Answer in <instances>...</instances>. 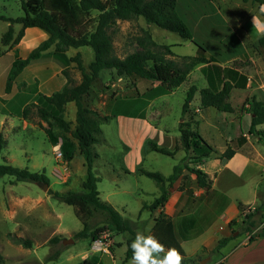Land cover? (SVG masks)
I'll return each mask as SVG.
<instances>
[{
	"label": "rangeland",
	"instance_id": "rangeland-1",
	"mask_svg": "<svg viewBox=\"0 0 264 264\" xmlns=\"http://www.w3.org/2000/svg\"><path fill=\"white\" fill-rule=\"evenodd\" d=\"M176 11L188 26L192 39L223 65V78H228L234 83L229 98L234 112L218 111L211 106L195 110L199 108L200 103L199 89L208 83L199 65L190 71L187 79L179 86L165 92L161 86H157V81L138 80L132 83L124 76H117L113 69H102L93 81L88 95L83 98L88 107L109 116L101 123L100 131L95 134L98 142L93 145L98 153L93 161V171L98 177L99 197L110 203L133 224L135 234L138 230L145 234L149 232L153 234L152 226L154 218L158 216V209L151 212L148 208L142 209V206L144 203L152 202L159 188L153 178L143 173L124 172L123 167L126 163L124 154L128 150V145L120 136V123L115 116L125 114L145 117L160 131L152 133L142 128L140 131L147 136L146 139L172 148L173 139L179 137L178 126L182 118V105L191 84H195L198 90L193 94L189 111L183 118L193 123L198 121L194 127L214 150L201 167L208 174L213 189L221 195L226 194L227 197L222 195L226 198L225 204L228 197L235 205L242 199H250L257 203L264 197V136L259 138L257 135L248 134L250 116L243 108L245 99L252 94L264 100V44L258 43V38L264 33V4L242 0H177ZM0 14L11 18L21 16L23 14L21 1L0 0ZM97 15V10L77 11L71 21L69 20L68 28L75 35L88 33L94 29ZM9 23L0 19V129L5 138V145L0 152V163L27 167L30 171H44L49 181L48 188L42 190L35 182L12 181L13 177L8 175L0 177V253L7 264H131V259L124 261L125 240L128 237L126 232L115 234L107 230L96 240V244L113 247V260L105 253L94 252L90 248V242L93 241L87 238L62 243V239L73 238V233L81 228V222L72 205L53 197L48 191L56 190L60 193L68 190L82 191L86 169L77 142L69 133H61V136L68 137L66 144H63L62 137L58 138L62 142L59 148L60 156L54 149L58 142L52 144L48 140L46 133L48 130L54 133L59 131L37 114L36 103H40L41 92L37 91L38 82L35 77L44 80L53 74L51 86L44 84L41 88L43 93L48 94L59 88L63 79L78 83L81 72L76 61L71 58L79 53L82 64L87 69L93 59L92 48L69 47L63 53L54 51L51 45L23 68L6 92L5 83L13 61L17 57H25L48 36L47 32L38 27H27L19 44L3 45L1 37ZM12 26L15 35L20 24L13 23ZM142 29H148L158 44L172 45V54L165 57L178 64L184 62L183 56H193L196 52V45L191 40L155 24H147L143 17L139 16L134 19H117L108 29L112 35L115 54L123 57L139 49L136 38L141 35ZM236 58L247 60L238 71H234L231 66V61ZM240 76L246 77L244 88L237 86L236 82ZM217 80L215 78L214 82ZM126 90L132 93L129 97H134L133 101L132 98L124 97ZM103 101L107 104L104 105ZM24 108L27 110L26 117L22 115ZM75 111L74 102L65 105L63 118L70 123L71 129L75 126ZM242 116L244 118L239 119L243 127L241 133L245 132L250 141L246 143L245 148L250 150L256 147L258 153L244 165H241L238 159L233 160L229 163L230 169H226L223 166L224 162L214 157V152L218 153L225 149L226 139L233 137L231 124L234 125L235 118ZM216 123L222 129L218 128ZM258 128L264 129V125ZM161 131L165 132V135L161 134ZM127 136L132 138L130 133ZM145 140L143 147L146 146ZM64 146L65 149L73 151L70 160L64 158ZM141 156V162L135 163V167L168 175L172 172L173 166L185 158L186 153L184 150H178L174 156H168L147 149ZM184 172L179 183L177 184V179L172 187L177 186L178 190L187 189L185 193H189L188 199L184 200L183 197L179 202L182 207L181 213H195L204 207L199 205L204 195L201 196V191L197 190L194 193L190 173L186 170ZM217 206L223 207L222 204ZM217 208H214V213H217ZM162 212L165 214V207ZM103 221L104 214L94 212L88 219V224L94 229L101 226ZM240 224L241 217L237 216L232 224L227 226L228 235L233 237L228 245L221 248L222 253H226L234 242L245 237L246 234L243 233ZM262 226L264 220L257 219L253 230H259ZM248 234L250 235V232ZM13 235L30 238L32 247L26 248L16 243ZM54 235L59 236L61 240L51 246L48 240ZM198 244L199 240L184 242L183 249L189 254L184 257V264H210L211 258L208 255L214 258L220 255L212 254L215 250L204 248L193 254L194 249L199 247ZM51 247L59 248L60 254L57 259L45 262V257L51 253Z\"/></svg>",
	"mask_w": 264,
	"mask_h": 264
},
{
	"label": "trees",
	"instance_id": "trees-1",
	"mask_svg": "<svg viewBox=\"0 0 264 264\" xmlns=\"http://www.w3.org/2000/svg\"><path fill=\"white\" fill-rule=\"evenodd\" d=\"M23 14L16 18L6 17L0 14V19L9 21V25L2 34L1 43L3 45L18 44L24 35V29L27 27H38L48 36L42 40L36 47L31 49L25 57H17L13 61L12 69L5 83V90L11 87L15 77L32 60L37 59L43 51L53 45L56 52H64L69 47L90 46L93 50V59L87 66H83L79 53H76L71 59L75 60L77 67L81 72V79L78 83H71L66 80L64 85L50 94H40V103H36L38 116L48 122L50 126L58 129L59 133L47 131L48 140L55 144L59 137L63 138V144L67 143L66 136L61 133H69L77 142L79 153L84 158L86 177L82 181V191L76 192L68 190L60 193L56 190H48L53 197L72 205L75 208V214L81 222V228L72 235L73 239L87 238L91 241L100 239V236L107 230L115 234L128 233L125 240L126 250L124 260L132 258L130 248L131 241L134 239L135 229L129 220L125 219L121 213L110 203L100 199L97 188L98 177L93 171V161L98 156L93 145L98 142L96 133L100 131L101 123L109 116L101 114L98 110L88 107L84 102V96L88 95L93 81L99 75L102 69H113L117 76H124L136 83L138 80L157 81L162 90L168 91L179 86L187 79L188 74L197 65L208 79L207 86L199 89L200 103L198 110L206 107H214L218 111L227 113L234 112V108L229 101L231 89L234 83L222 76V66L217 60L207 54L206 49L192 39L191 32L185 22L176 11L177 0H20ZM251 1L257 4H264V0H242ZM97 10L96 25L88 33L73 34L68 28V23L77 11L89 12ZM142 16L147 24L175 32L181 37L191 40L196 45V52L193 56H183L185 59L182 64L165 56L172 54L170 44H158L151 36L148 29H142L141 35L137 36L136 43L139 49L119 57L114 52L112 35L108 29L115 24L117 19L126 20ZM71 21V20H70ZM13 23H19L20 28L13 35ZM258 43L264 44V33L258 38ZM247 60L236 58L231 61L234 71L244 66ZM236 74V73H235ZM215 78L218 80L214 82ZM239 88H244L246 77L240 76L236 82ZM195 84L188 88L186 98L182 105V118L179 122V137L176 139L172 148L159 145L150 139L145 140L144 149L153 150L164 155L174 156L178 150H184L185 158L181 159L173 166L172 172L168 175H162L159 172H153L136 167L129 170L123 167L124 172L143 173L155 180L158 185V194L153 198L150 204L144 203L142 209L148 208L151 212L158 209V216L154 218L152 226L153 234L165 245L166 248L175 247L185 257L181 242L192 239L204 231V228L194 218L185 217L180 222H174L171 218L162 212V208L169 195V187L186 170L193 174L191 184L194 188H203L207 193L211 187V181L208 174L198 167L214 150L212 146L200 135L193 126L197 120L190 122L183 118L189 111V104L193 94L197 91ZM137 91V90H136ZM68 102H74L75 126L70 128V123L63 118L65 105ZM243 108L249 114V123L247 132L251 135H257L259 138L264 136V129L258 128L264 125V100L258 99L255 94L245 99ZM27 110L23 109L22 115L26 117ZM246 142V136L240 133L226 141V147L221 152H214V157L220 161H227L235 152ZM5 145V138L0 129V152ZM64 148V158L70 160L73 151ZM69 151V152H68ZM187 159V160H186ZM186 160V162H185ZM194 164V165H189ZM13 177L12 181H49L44 171H30L27 167H19L9 163H0V177ZM239 216L241 217V226L243 233L250 232L248 241L257 237L264 236V226L259 230L253 231L256 227L257 219L264 220V201L258 206L251 208L241 202L237 203ZM94 212L104 214L103 224L91 229L88 219ZM234 219L228 222L232 224ZM232 236H222L218 239L216 246L212 250H218L223 247ZM13 240L23 247H32V240L23 236L13 235ZM61 240L57 235L49 238L48 242L56 244ZM108 250L113 253V247L108 245ZM51 253L45 257V262L57 259L60 254L59 248H52ZM205 249V248H204ZM187 257V256H186ZM183 260V264H184ZM0 264H7L3 255L0 253Z\"/></svg>",
	"mask_w": 264,
	"mask_h": 264
},
{
	"label": "crops",
	"instance_id": "crops-1",
	"mask_svg": "<svg viewBox=\"0 0 264 264\" xmlns=\"http://www.w3.org/2000/svg\"><path fill=\"white\" fill-rule=\"evenodd\" d=\"M216 60L218 59L216 58ZM217 63L219 64V61H217ZM52 77H53V74H51L50 77H47L44 80H40L39 78L35 77L36 81L38 82L37 91L43 93L41 91V88L44 86V84H46L47 86H51ZM65 82H66V79H63L61 81L60 87L57 88L56 90L60 89L64 85ZM56 90H53V91H56ZM127 90L125 94L126 96L124 97L129 98V99L132 98L131 100L133 101L134 97H129V95H132V93L128 92ZM43 94H48V93H43ZM127 102H130V101L127 100ZM103 104L106 105L107 103L103 101ZM195 110H198V109L196 108ZM115 117L120 123L119 125L120 136L121 138H123V140L127 142V145H128V150L124 154V158L126 160L125 161L126 163L125 162L124 163H125L126 168L132 171L136 168L135 163L138 164V162H141L142 160L141 154L145 151L143 147V142L147 138V136L145 134H142L140 130L144 128V129L149 130L152 133H157L160 131L157 129V127L151 125L145 117L143 118V116H140L142 117L140 118V117L128 116L125 114H118ZM224 118H227V117H224ZM242 118H244V116L235 118L234 120L235 124L234 125L231 124L230 126L232 133H233V137H236L237 135L241 133L242 125L239 119L242 120ZM216 126L222 129L221 126H219V124L217 123H216ZM128 133L132 135V138H128L127 136ZM242 133L246 136V142L235 152V154L230 159L224 162L223 166L226 169H230L229 163H231V161L238 159L239 163L241 165H244L246 162H250L251 159H254L256 157V154L258 153L256 147H253V149L251 148L250 150H247L245 148L246 143L247 142L250 143V141H249V136H247L245 132H242ZM161 134L165 135V132L161 131ZM228 139H226V141ZM175 141L176 139H173V142L171 141L172 146H174ZM202 163L199 164L198 167L201 168ZM188 164L191 165L190 163ZM184 171H183V174L185 173ZM190 178L191 179L193 178V174L191 173H190ZM179 180L180 178H178L177 184L179 183ZM186 190L187 189L178 190L177 186L176 187L171 186L169 189V195L167 197V201L165 202V205L163 206L162 209H164L165 207V214L169 218H171L174 222H180L185 217H188V218L196 219L200 223V225L203 226L204 231L200 233L198 236L181 242L182 248H183L184 242L199 240L200 242V244H198L199 247L194 249V251L192 252L193 254H197L203 248L207 250H212L216 246L219 238H221L222 236L228 235L229 233V228L227 227L228 222L232 219L235 220L237 216H239V210H238L237 204L235 205L233 200L230 199L229 197L227 198L228 202L225 204V201H226L225 197H227L226 194H222L225 196L224 197L221 194L216 193L211 185L207 193L205 192L203 188H198V189L195 188L194 189L195 192L194 190L192 191V193L193 192L196 193V190L197 192L201 191L202 193L201 196L204 195L203 199L200 200V204H199V205L204 206L203 208H201L202 210L195 211V213L182 214L181 213L182 207L179 205V202L181 201L183 197H184V200L188 199L189 193L186 194L185 193ZM262 201H264V197L257 203L250 201V199H242L238 202H241L245 205L251 206V208H254L255 206H258ZM218 204H222L223 207L217 208ZM215 207L218 210L217 213H214ZM245 234H246L245 237H243L239 241L234 242L226 253L221 252L222 251L221 249L222 247H221L220 249L212 253V254L220 253V255L217 256L216 258L212 257L211 255H208V257L211 258L210 264H264V236H260V237L255 238L252 241H248L249 234L248 233H245ZM231 240L232 238L229 239L224 246L228 245ZM90 248H92L94 252L99 251V252L105 253V255L111 258L112 260L114 258L113 253H111L108 250L107 246L102 245V244L101 245L96 244V240L93 241L92 243L90 242ZM184 253L186 256H189V254H187L185 250H184ZM124 261H127V260H124ZM200 262H203V261H200Z\"/></svg>",
	"mask_w": 264,
	"mask_h": 264
},
{
	"label": "clouds",
	"instance_id": "clouds-1",
	"mask_svg": "<svg viewBox=\"0 0 264 264\" xmlns=\"http://www.w3.org/2000/svg\"><path fill=\"white\" fill-rule=\"evenodd\" d=\"M131 264H183L184 256L175 247L166 248L154 234L137 231L131 241Z\"/></svg>",
	"mask_w": 264,
	"mask_h": 264
},
{
	"label": "water",
	"instance_id": "water-1",
	"mask_svg": "<svg viewBox=\"0 0 264 264\" xmlns=\"http://www.w3.org/2000/svg\"><path fill=\"white\" fill-rule=\"evenodd\" d=\"M42 190H46L48 188V183L44 181H36L35 182ZM74 241L73 238L62 239V243H72ZM19 264H28V263H19ZM29 264H38V263H29Z\"/></svg>",
	"mask_w": 264,
	"mask_h": 264
},
{
	"label": "built area",
	"instance_id": "built-area-1",
	"mask_svg": "<svg viewBox=\"0 0 264 264\" xmlns=\"http://www.w3.org/2000/svg\"><path fill=\"white\" fill-rule=\"evenodd\" d=\"M57 142H56L57 145L54 146V149L57 150V155L60 156L61 155V152L59 151V148H60V145L62 144V142H61V140H58Z\"/></svg>",
	"mask_w": 264,
	"mask_h": 264
}]
</instances>
